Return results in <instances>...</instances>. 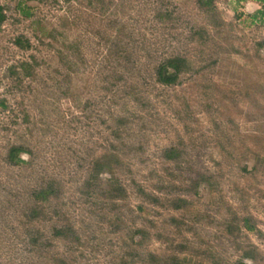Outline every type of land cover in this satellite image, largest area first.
Returning <instances> with one entry per match:
<instances>
[{
    "label": "rangeland",
    "instance_id": "374dc122",
    "mask_svg": "<svg viewBox=\"0 0 264 264\" xmlns=\"http://www.w3.org/2000/svg\"><path fill=\"white\" fill-rule=\"evenodd\" d=\"M0 5V264H264V0Z\"/></svg>",
    "mask_w": 264,
    "mask_h": 264
},
{
    "label": "trees",
    "instance_id": "16d2710c",
    "mask_svg": "<svg viewBox=\"0 0 264 264\" xmlns=\"http://www.w3.org/2000/svg\"><path fill=\"white\" fill-rule=\"evenodd\" d=\"M203 3L204 4H210L211 0H203ZM262 12L264 15V11H262ZM4 19H5V15L3 13V7L0 5V26L2 25ZM16 43L20 47L28 45L27 42L23 38H17ZM169 69H171L173 73H170ZM179 70H180V65L176 61H169L166 64L163 63L158 68L157 78L160 82H162L166 85L173 84L178 79ZM23 151H24V149L22 147H19V146H14V147L10 148L9 153H8V161L12 164L18 163L19 161H21L20 154ZM90 181H91L90 185L95 187L94 185L100 184L102 179L98 176V172H97L95 175L92 176ZM107 182L109 184H102V183L101 184L105 188L108 189L106 191L108 192V194H110V197H112V194H114L116 196H121V194L124 191V188L121 185V182L118 181V179H114V178H109ZM51 193H52V190L50 188H46V189L40 190L36 196L41 201H46L48 199V196ZM239 264H246V263H244L243 261H240Z\"/></svg>",
    "mask_w": 264,
    "mask_h": 264
}]
</instances>
